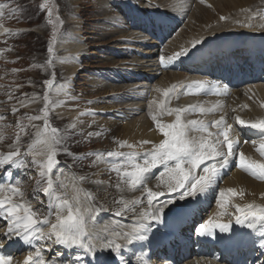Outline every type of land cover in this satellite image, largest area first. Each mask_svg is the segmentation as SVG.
<instances>
[{
  "label": "snow or ice",
  "instance_id": "obj_1",
  "mask_svg": "<svg viewBox=\"0 0 264 264\" xmlns=\"http://www.w3.org/2000/svg\"><path fill=\"white\" fill-rule=\"evenodd\" d=\"M202 2L203 0H201ZM7 7L8 5L6 4L0 5V9ZM56 7L54 3L50 4L49 0H45L40 5L41 10L47 9L48 22L53 25V32L47 46V67H51L55 63V45L58 42L59 27L63 25ZM257 15L264 18V13H258ZM3 18L4 12L0 11V19ZM220 19L224 20L226 18L222 16ZM242 26L252 27L253 25L246 23ZM260 27L264 28V24H261ZM4 33L11 34L7 29H4ZM191 43L193 48H197V45H200L202 41L196 39ZM189 52V49L183 48L180 52L175 53L174 56L167 58L161 56V65L165 70H169L171 67L170 62L188 56ZM46 66L41 65L40 67ZM13 71L15 72L16 70L14 69ZM54 80L55 72L53 71L51 78L43 82L45 91L42 97L33 93L28 102L23 99L20 100L21 106L24 107L28 106L30 102L43 100L44 106L40 110V114L27 117L30 122L42 120L43 127L33 125L36 128L35 140L28 146L26 152L21 151L20 136L18 134L13 144L9 146L11 150L7 154H0V169L6 171L7 167H11L21 172H26L30 166L39 168L40 179L37 181V185H46L43 187V194L50 199V210L55 209V222L48 217L39 219L38 212L32 209L31 203L28 201L14 202L12 197L22 199L24 196L19 186V181L7 185L0 184V215L7 220L6 230L3 237H0V264H12L13 256L5 254L2 249L5 242L13 237L33 247V251L28 253L22 264H65L63 260H46L43 245L39 247L33 246V240L51 241L52 244L62 246L65 249H78L92 257L89 264H106V258L102 253L107 250L115 253L116 256L121 257V260H123V252L127 250L128 246L148 240V232L153 221L157 224L164 223V229H160V232L169 227L167 220L163 218L164 209L169 208V205L173 204V199H155L164 196V192H154L147 187L148 182L152 179L148 174L158 166H162L163 170L156 179L165 184L169 192H178L179 200H184L185 197L196 193H206L222 178L223 171L229 166L230 158L237 155L241 170L256 179L264 181V164L250 163L246 160L243 152H238L239 141L232 139V136L235 135L233 126L227 122L224 116H221L220 119L213 121L211 124H206L204 120L196 119L182 121V113L191 115L199 111L206 114L214 111V109L206 110L199 105L177 109L162 107V112H166L169 115L175 114V123H160L155 115L152 116V120L157 124L158 131L162 133L165 139L159 144H153L152 148L145 152L142 157L135 151L136 145L127 141L115 142L121 148L127 147L132 151H108L106 153L87 154L88 156L95 155L97 158L107 157L108 159L105 163L110 165V171H115L121 177L122 182L124 178H127L126 182L130 189L139 188L146 192L149 210L141 211L137 222L125 226L130 230L109 232L107 228H102L97 232L94 229H90L86 217L92 220L96 219V215H94L95 209L91 203L92 197L90 193L85 192L78 186L86 178L73 176V195L71 198L68 197L66 192L62 193L60 191L67 188L64 179L60 175H56L55 181L53 180L54 173L60 171L57 158L59 153L64 152L71 155L68 149L64 147L66 137L69 135H83L82 131H77L76 123L71 124L64 131L52 126L50 112L54 105L50 99V91L53 89ZM60 87L63 88L62 85ZM209 87L216 90L215 94L218 95L222 94L219 91L222 87L223 94H227L229 91L226 86H221L216 82H211L210 84L205 80H196L185 88L184 94H200L208 90ZM177 89V85H172L170 89L164 92L165 97L170 100L171 94L177 92ZM156 91H159V89H156ZM9 95L11 96V94ZM12 111L15 113L18 109L13 108ZM80 115H95V113L85 112ZM23 119L24 117H21L17 121V127L21 131H24L26 127L22 123ZM236 120L241 126L247 125L252 129L260 130L261 142L258 151L264 156V120L253 123H248L239 117H236ZM210 128H214L216 131L212 132L209 130ZM94 135L99 136L100 133L88 132L87 138L90 139ZM2 138L0 137V139ZM149 143L150 141L145 140L140 142V145L143 147V145ZM29 155L33 156L31 164L25 159ZM36 156L45 157V162L37 161L35 159ZM205 161L210 163L205 164ZM201 165L205 166L198 174L197 169H200ZM8 175L12 176L13 173L9 172ZM165 177L168 179H164ZM56 182H59V190L56 187ZM116 187L118 190L123 191L121 184H117ZM82 192L86 198L85 200H81ZM227 193L232 196L238 194L234 189H228ZM225 195L224 191L219 193L221 198ZM141 202V200L126 201L121 198L116 203L122 205V207L117 210L115 215L120 216L124 212H134L136 206L141 204ZM220 203L218 201V204ZM236 211L241 213L240 216L236 217L237 224L258 231L261 236H264V207L248 204L244 208L236 206ZM169 212H172L171 208H169ZM224 214L220 213V215ZM176 215H179V213H176ZM216 227L221 232H228L231 229L230 224L214 225L210 219L207 223L200 225L197 231L200 236L213 235ZM101 233H106L107 235L105 236ZM158 235L159 233H154V236ZM118 241H123V244ZM261 248L264 249V242L261 243ZM98 250L101 253L99 255L97 254ZM71 264H78V261L73 260ZM125 264H127L126 261ZM141 264H149V261L144 260Z\"/></svg>",
  "mask_w": 264,
  "mask_h": 264
},
{
  "label": "rangeland",
  "instance_id": "obj_2",
  "mask_svg": "<svg viewBox=\"0 0 264 264\" xmlns=\"http://www.w3.org/2000/svg\"><path fill=\"white\" fill-rule=\"evenodd\" d=\"M97 1L98 0H70V3H68L66 0H49L50 4L54 3L57 6L56 11L63 21V25L59 27L58 42L55 45V63L53 66L47 67V46L53 32V25L48 22L49 18L47 15V9H40V5L44 3L45 0H0V5H8L7 8L0 9V11L4 12V18L0 19V137H3L0 139V154H7L11 150L9 146L13 144L18 134L20 136L22 152H26L28 146L35 140L36 128L33 127V125L42 128L43 121L30 122L27 117L40 114V110L44 106L43 100L41 99L36 102H30L26 107L21 106L20 100L23 99L28 102L33 93L39 94L42 97L45 91L43 82L51 78V74L54 71L55 80L53 89L50 91V99L54 105L50 112L51 124L61 131H64L65 129H68L71 124L76 123L77 131L83 132V135H69L66 137L64 147L68 149V152L71 155L65 154L64 152L59 153L57 157L59 160V169L61 171L62 169L70 168L69 170L76 178L81 176L87 179L93 177L91 179L94 180L85 181V179L82 183H84L86 189H90L87 193H90L91 196L93 194L98 195L96 199L100 200V204L97 206L100 205V208H97L95 203L92 204L95 209V215H102V217L108 219V223H110L111 219H114L115 217L121 218L123 216H116L114 212V210H118L122 207V205L117 204L116 201L121 198L124 199L123 196L117 193L118 189L116 185L121 184L123 190L126 185L127 187L129 186L128 183L126 184L122 182L121 177L116 175L114 171H110V165H105L104 170L101 166H97V162L100 160L106 161L108 159L107 157L97 158L95 155L88 156L87 154L118 151L119 149L116 150V148H119V144L115 141L113 142L112 138H110L103 128L97 130L93 129L94 133H100V135L93 136L90 139L87 138V133L92 132L89 125L92 122L94 123L96 120L95 118H98L97 116L100 115V112L104 111V108L107 107L105 104L106 102H111L113 106L115 104L114 100H121V98L124 99L125 96H132V91L130 89L131 82H128V80L133 78L129 71H127L128 69L123 67L127 64L134 65L137 63L135 62L137 60L132 57L133 52H137L135 48L138 49V52L141 50L144 52V50L141 49L142 47L138 48V44L134 43L133 39V36H135L134 33L137 34L135 36L136 39H142L143 34L131 29L125 31L127 23L125 20L122 25L123 31L121 33L116 32L113 30L116 28V24L108 23L109 20L106 21L104 12L105 10L108 12L112 8H117L115 12L111 11L106 14L111 15V13H115L118 15L119 12H124V14L127 15L128 23L133 24L137 21L140 27L144 25L142 24L143 21L138 17L133 18L131 15L128 19L129 14L123 11V8L118 9L117 2L115 3L114 0H100L107 5V8L103 10H101ZM144 1L147 3L150 0ZM165 1L153 0L151 3L152 5H158L159 3L167 4V7L172 6L173 0ZM199 7L201 6L199 5ZM216 8L217 6L203 8L196 12L195 15L190 13V15L185 18L182 27L177 28L175 36L170 39H173L174 37H187V35L198 28V23L203 24L206 22V20H202V18H215L216 20L223 13H216L218 11ZM208 13L211 15L209 16ZM146 26L150 29L152 28L151 23ZM70 28L73 31H71ZM4 29H7L11 34H5ZM130 32H132L133 35ZM70 37L78 39L79 45L81 44L77 53L68 55V57L73 58L78 63L74 77H69L72 72L68 74V69L65 71L61 66L56 64L58 59L66 58L62 53V50L59 48V42L62 39ZM131 39L133 40V43H131ZM171 41L173 40H170V42ZM168 47L170 46L168 45ZM130 54L132 56H130ZM128 57H131L132 61ZM113 60L115 64H113ZM41 65H45L46 67L42 68L40 67ZM14 69L16 70L15 72L13 71ZM119 70L121 71L116 73ZM141 71L142 74L144 71L147 74L149 73V70L146 68H143ZM61 75L66 76L65 79H62ZM127 77L130 78L127 80ZM92 78L94 80L97 78L103 80L104 83L102 82V86L99 88L94 87L92 84ZM121 78L122 81L120 80ZM111 79L116 80V83H112L111 81L112 88H110L111 86H108V81ZM124 81H127V83H124ZM62 82L63 84L65 83L63 89H65L66 92L59 95L55 91L60 87V83ZM94 82L96 83L97 81ZM105 84L107 85L105 86ZM9 94H11V96ZM59 102H61V104H59L61 107L60 113L64 114L67 118L59 119L54 115L53 110L57 107ZM30 104L35 105L36 108L34 111L28 110ZM62 105H64V108H62ZM13 108L18 109V111L13 113ZM120 110L122 111V108ZM85 112H94L95 115H80ZM117 113H119V108L115 107L106 115L109 119L113 120L116 118ZM122 114L126 113L121 112V115ZM21 117H24L22 123L26 126L24 131H21L17 127V121ZM95 123H97L98 126L99 122ZM37 147L39 146L37 145ZM25 159L31 164L33 156L29 155L25 157ZM35 159L37 161L45 162V157L43 156H36ZM60 171L54 173V181L56 175H60ZM9 172L13 173L12 176L16 177L17 181L20 182L19 186L24 193L22 199L16 197L18 201L30 202L32 209L38 212L39 219L48 217L54 222L55 209L53 208L50 210V199L43 194V187L46 185H37V181L40 179L38 174L39 168L30 166L26 172H21L11 167H7L6 171L0 169V176L8 174ZM160 172L161 169H159L158 166L153 174L154 176H159ZM233 175H235V173L232 170L229 176L223 179L226 180L224 183H234ZM2 177H8L9 184L14 183L10 180L8 175ZM153 181L154 180L151 179L148 182V188H151L150 185L153 184ZM157 183H159V180L155 182L154 186L158 187ZM218 185L219 184H216L214 190L209 189L211 198L215 196L216 199H218ZM56 187L59 190V182H56ZM103 188L107 190L105 191ZM60 191L63 193L65 192V189ZM103 191L106 193H103ZM118 192L122 191L119 190ZM137 193L138 195H135L133 201L137 198V200L143 202L136 206L133 215L128 216L125 213L124 217H126V220L129 219V221H125L124 223L130 222L131 220L137 222L135 218L138 219L140 216H136L137 213H141V210L147 211V208H149L147 206V196H144L145 192L140 189ZM157 199H159V197H157ZM216 203H218L217 200ZM107 205L110 208L109 210L106 208ZM0 221L4 222L5 225L7 224L5 219L0 218ZM127 225L128 224H126V226ZM3 234L4 233L0 232V237L3 236ZM36 244L37 246L40 244L44 245L46 251L49 253L51 252L48 260L51 259L56 261L66 258L73 261L80 258V252L78 249H65L62 246L52 244L51 241H45V243L36 241ZM25 245L26 244L14 246V248L20 250L22 246ZM72 250L75 251L73 252ZM45 257L47 258L46 255ZM69 260L65 263L67 264Z\"/></svg>",
  "mask_w": 264,
  "mask_h": 264
},
{
  "label": "bare ground",
  "instance_id": "obj_3",
  "mask_svg": "<svg viewBox=\"0 0 264 264\" xmlns=\"http://www.w3.org/2000/svg\"><path fill=\"white\" fill-rule=\"evenodd\" d=\"M66 1L68 3H70V0H66ZM152 1L153 0H150L149 2L145 3L144 0H114L115 3L117 2L118 9L123 8V11L130 14V16L135 15L136 17L140 18L143 21V23H142L143 25H144V23L146 25L151 23V21L149 19L145 18L144 16H145V14H149L152 11L153 12H156V11L164 12L166 15H168V21H175L176 18L179 16H186L187 17L190 15V13H193L195 15L196 12H198L199 10H201L203 8H212V7L217 6L216 10H218V11L216 13L223 12L216 20H215V18H205V19L202 18V20H206V22L203 24L198 23V25H199L198 28L195 29L194 31H192L189 35H187V37L186 36L184 38L174 37L173 39H170V40H173L171 42H170V40H167V42H165L164 46L162 47L163 50L161 51V53L163 54V56L172 55L176 52H180L183 48H187L191 52L192 50L201 47V45H204L205 43L208 44V43L219 41L221 39V37L230 36L233 38L236 37V38L241 39V38H244L247 36H256L259 34L264 35V28L260 27L261 24H264V18H261L259 15H257L258 13H264V1H261V0H203L202 3H201V0H173V4L170 7H167V4H159V3H158V5L157 4L152 5V3H151ZM168 1H171V0H168ZM97 2L99 4V7L101 8V10L107 8V5L103 1L98 0ZM165 2H167V1H165ZM199 5L201 7H199ZM115 10H117V8L116 9L112 8L108 12H111V11L115 12ZM225 10H226V12H225ZM108 12L106 10L104 12V14L106 16V21L109 20L108 23L116 24V28L113 30L121 33L123 31L122 25L124 24L123 23L124 15L122 13H124V12H119L118 15L115 13H111V15L110 14L107 15L106 13H108ZM208 15L210 16L211 14L208 13ZM191 16H192V14H191ZM222 16L225 17L226 19L221 20L220 17H222ZM246 23H250L253 26L252 27L242 26ZM127 24L128 23H126L125 31L130 30V28H128L129 25L127 26ZM70 30H71V28H70ZM71 31H73V30H71ZM130 33L133 35L132 32H130ZM134 34H135V36L137 35L136 33H134ZM135 36H133L134 43L139 41V42L145 44L146 40H144L143 38L142 39L141 38L136 39ZM196 39L201 40L202 43L200 45H197V48H193L191 42L193 40H196ZM131 41H132L131 43H133L132 39H131ZM150 43L153 44V41H150ZM80 45H79L78 39H76L74 37L62 39L59 42V48H60V50H62V53L64 54V56L66 58L58 59L56 64L58 66H61L63 68V70H65V71L68 69L69 70L68 74H70L72 72V74H70L69 77H74V73H76V71H77L78 63L73 58L68 57V55L77 53V51L80 48ZM168 45L170 47H168ZM139 47H140V45L138 44V48ZM113 64H115L114 60H113ZM61 77H62V79H65L66 76L61 75ZM116 78H117V76H116ZM191 79H193V78H188L185 73H176V72H172V71L168 72L166 74H162L160 76V78L157 81L153 82L152 84H149L147 82H144V83L143 82H136V80L133 79L132 81H130L131 82V84H130L131 88L130 89L132 91V96L131 95H130V97L125 96L124 99L121 98V100H114L115 104L113 106H112L111 102L110 103L106 102L105 104L107 105V107L104 108V111L100 112V115L97 116L98 118H95L96 120L94 121V123L93 122L90 123V125H91L90 130L93 132V129L97 130V129L103 128V130H105L106 133H108L110 138H112L113 142L114 141H127L130 144L136 145L135 151L137 153H139V155L144 154L145 152L149 151L152 148L153 144H159L163 139H165V137L162 135V133H160L158 131L157 124L152 120L153 115H155L157 117V121L160 123L174 124L175 119H176L175 114L173 113V114L169 115L166 112H162V107H164L166 109H173V107L186 108V107H188V105L190 103L192 104V103H196L198 101V100H195L193 98H179V100L177 102H175L173 99L169 100L164 95V92L167 91L168 89H170L172 87V85H177L180 81L181 82L185 81V80L191 81ZM93 80L94 79L92 78V84L94 87H97V88L102 86L101 85L102 82L104 83L103 80H100L98 78L96 80H94V81H97L96 82L97 84ZM108 82H109L108 86L110 87L112 83H111V81H108ZM124 83H127V81H124ZM64 84L62 82V83H60V86L61 85L63 86ZM106 85L107 84H105V86ZM110 88H112V86ZM156 89H159V91H156ZM109 91H110V89H109ZM55 92L58 93L59 95H61L64 92H66V90L59 87ZM175 93H177V92H175ZM128 94H126V95H128ZM234 94L235 95L230 97L228 101L227 100H221V101H219V104H218V109H220L223 112L222 116L225 117V119L227 120L228 123L230 122L234 125V131H236L240 126L239 123H237L236 117H239L240 119H242L246 122L247 121L255 122L260 117L262 118V120H264V85H260L259 87L254 88V89H252L250 86H248L247 88H244V89H237L236 92H234ZM247 94H249L251 97H253V95H255L254 100H248ZM146 96H148L147 100L145 99ZM237 97L240 100H238ZM243 102L245 103V105L240 104ZM212 103H213V101L208 102V104H212ZM59 104H61V102H59L57 104V107L54 108V110H53L54 115L59 119L67 118L64 114L60 113L61 107ZM115 107H121L122 111H119V113H117L116 118L111 120L107 117L106 114L108 112H111L112 109ZM35 108L36 107L34 104H30L28 107V110L34 111ZM62 108H64V105H62ZM121 112H124L126 114L121 115ZM98 114H99V112H98ZM197 118L198 117H191V115H189L188 113H182L181 114L182 121L187 120V119H197ZM95 122H99L98 126H97V123H95ZM246 130L248 131L249 128H246ZM255 133L256 132H254V135H255ZM196 135H199V134H196ZM256 137H257V135H256ZM145 140L150 141V143L147 145H143V147H141L140 142L145 141ZM237 140H239V139H237ZM242 140H243V138H242ZM260 142L256 141V140L254 141L253 139H251L247 145L241 146V152L244 153L246 158L255 157L257 160H259V163H257V164H264V156H262L260 154V151H258ZM118 147L119 148H116V150L119 149L123 152L132 151V150L128 149L127 147L121 148L119 145H118ZM256 147H258V148H256ZM140 156L142 157L143 155H140ZM105 165H108L107 163H105V160H100L99 162H97V166H101L103 168V170H104ZM69 169L68 168L62 169L60 171V175L64 179V182L67 184V188L65 189V192L67 193L68 197L71 198V196L73 195L72 184H73V176L74 175L71 173V171ZM155 171H156V169H155ZM200 171H201V168L197 169L198 174L200 173ZM148 175H151V172ZM91 178H93V177H91ZM91 178H88V179L86 178L85 181L94 180ZM233 178H234V183L225 182L223 185L227 186L228 188L234 189L238 192V194L241 196V198H237V202L240 201L241 202L240 205H242L243 207H245L248 204L264 205V181L256 179L253 176L249 175L248 173L246 175H243V174L235 172V175H233ZM164 179H168V178L165 177ZM156 181L157 180L153 181V184L150 185L151 188H149V189H151L154 192H156V190H157V192H159L160 188H157V186H154ZM123 182L127 184L125 179ZM159 183H160V181H159ZM0 184H5V185L9 184L8 177H0ZM78 186L80 188H82L85 192L90 191V189H86L84 183H82V182H80ZM215 186H216V184L213 185L211 190H214ZM103 189L105 191L107 190L105 188H103ZM139 190H140L139 188L135 189V190L130 189L126 185L125 189L122 192H118L119 191L118 190L117 193L119 195L123 196L124 200L126 199V201H133V199H135V195L136 196L138 195L137 192ZM182 190L183 189H181V191ZM225 190L226 189L224 187H222L220 189V192L221 191L225 192ZM99 191H98V194H99ZM105 191H103V193H106ZM164 192H165V190H164ZM220 192H217L218 199L221 198L219 196ZM110 193H111V191H110ZM207 193H210L209 190L205 193V196ZM145 194H147V193H145ZM93 195L91 196L92 197L91 203L92 204L95 203L96 207L100 208V205L97 206L98 204H100V200L96 199V197L98 195H95V194H93ZM226 195L230 198L232 197L231 194H226ZM178 196L179 195H173L172 199L174 202L172 205H169V208H173L180 203L185 204V202L188 201V198L191 197V196L185 197L184 200H179ZM192 196H194V195H192ZM205 196H203V197H205ZM209 197H210V194L208 197H205L206 201L203 199L202 202L207 204L208 203L207 201L211 200V197L210 198ZM12 199L14 200V202L20 203L16 197H12ZM85 199L86 198L84 197L83 192H82L81 193V200H85ZM136 200H137V198H136ZM218 205L220 206V204H218ZM106 208H108V210L110 209L108 205ZM169 208H165L164 211L166 209H169ZM114 212L116 213L117 210H114ZM112 213H113V211H112ZM125 213L128 216H130V215H133L134 212H124V213H122L123 216L121 218L115 217L114 219L110 220V223H108V219L102 217V215L96 216L95 220H92V219L86 217V220H87V224H88L89 228L94 229L97 232H99L100 229H102V228H107L109 232L130 230V229L125 227L126 224L132 225L133 223H135V221L131 220L130 222L124 223L125 221H129V220H126V217H124ZM21 214H22V212H21ZM94 215H95V213H94ZM138 215L139 214L137 213L136 216H138ZM0 218L4 219L2 217V215H0ZM135 220H138V219L135 218ZM45 227H47V226H45ZM151 230L152 229L150 226V231ZM101 234L105 235V236L107 235L106 233H101ZM148 234H149V232H148ZM1 237H3V236H1ZM118 242L123 244V241H118ZM19 244L24 245L25 243L21 241L18 244H16L15 246H20ZM33 245L37 246L36 240H33ZM129 249H130V247L128 246L127 250L124 251L123 253H126L127 255H129ZM78 251L80 252V254H79L80 258L76 259V261H78V264H89V261L92 259V257L88 256L87 254L83 253L80 250H78ZM97 254L98 255L101 254L99 252V250H98ZM102 254L104 256H106V255L107 256H114V253L111 252L110 250L104 251ZM125 258H127V257H124V259ZM45 259L47 260L46 257H45ZM119 259H120V257H119ZM124 259L122 261H124ZM142 261H144V260H142ZM69 263H71V260H69V262L67 264H69Z\"/></svg>",
  "mask_w": 264,
  "mask_h": 264
}]
</instances>
